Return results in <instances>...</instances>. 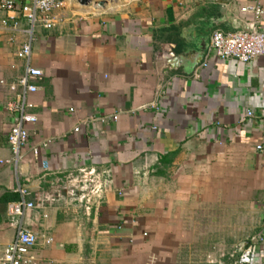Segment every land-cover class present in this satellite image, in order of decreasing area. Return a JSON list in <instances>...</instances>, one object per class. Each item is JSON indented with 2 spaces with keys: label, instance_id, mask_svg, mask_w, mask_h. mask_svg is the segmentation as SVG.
Returning <instances> with one entry per match:
<instances>
[{
  "label": "crops",
  "instance_id": "obj_1",
  "mask_svg": "<svg viewBox=\"0 0 264 264\" xmlns=\"http://www.w3.org/2000/svg\"><path fill=\"white\" fill-rule=\"evenodd\" d=\"M96 1L66 0L51 29L31 27L24 1L0 9V245L22 226L40 264H174L255 237L264 264V57L206 58L214 31L251 21V0ZM28 66L42 72L27 96L37 122L14 162L5 104ZM84 167L111 178L88 217L65 194ZM22 200L35 206L10 216Z\"/></svg>",
  "mask_w": 264,
  "mask_h": 264
},
{
  "label": "built area",
  "instance_id": "obj_2",
  "mask_svg": "<svg viewBox=\"0 0 264 264\" xmlns=\"http://www.w3.org/2000/svg\"><path fill=\"white\" fill-rule=\"evenodd\" d=\"M24 1L21 15L31 25L44 29H51L58 23L55 11L62 9L66 0H0V9L4 11H15L17 2ZM262 0H251V4L243 6L240 12L249 15L251 21L247 26L239 31L223 33L214 31L210 38V46L206 58L215 57L219 60L234 59L246 64L257 57H264V32L260 28L264 18V7ZM5 23V22H3ZM30 44L25 43L17 51L16 56L27 58L30 56ZM204 63L203 66H206ZM41 70L27 67L22 75L10 83L9 88L14 92L13 99L5 104V110L15 115V120L11 125L7 144L12 154V160L17 162L21 158V150L27 142V126L37 122L36 115L29 112L32 107L27 100V96L37 91V87L31 83L34 78H40ZM251 116V112L247 113ZM116 119V116L112 117ZM78 128L75 127L74 131ZM47 146L43 142L38 147L32 148V155L39 157L40 148ZM256 148L261 149L260 145ZM8 161L0 159V164ZM41 164L46 168L44 159ZM111 185L110 172L106 169L95 167H84L77 169L74 174L67 178L65 194L67 204L78 207L85 216L98 209L104 193ZM32 202L18 201L9 203L7 213L10 216H22L27 209L33 208ZM50 239H46L50 243ZM257 239L250 238L248 243L239 251H235L227 264H255L257 255ZM37 243V236L29 229L22 226L17 227L14 238L0 245V264H40L32 250Z\"/></svg>",
  "mask_w": 264,
  "mask_h": 264
},
{
  "label": "rangeland",
  "instance_id": "obj_3",
  "mask_svg": "<svg viewBox=\"0 0 264 264\" xmlns=\"http://www.w3.org/2000/svg\"><path fill=\"white\" fill-rule=\"evenodd\" d=\"M95 2V0H92ZM100 1H106L108 5L111 7H115L117 5L123 4L124 2L128 0H99ZM235 251H229L226 252V250H220L217 252V250H212L211 252L205 251L203 254L197 252L188 251L186 253H183L184 256L183 259L180 257L179 262L177 261L174 264H227L229 260L231 259V256L234 254ZM201 254V255H200ZM152 258L145 261L146 264H156L155 257L151 256ZM187 257V258H186ZM185 260V261H184ZM228 261V262H227ZM143 263V264H145Z\"/></svg>",
  "mask_w": 264,
  "mask_h": 264
},
{
  "label": "water",
  "instance_id": "obj_4",
  "mask_svg": "<svg viewBox=\"0 0 264 264\" xmlns=\"http://www.w3.org/2000/svg\"><path fill=\"white\" fill-rule=\"evenodd\" d=\"M91 0H78L79 4L81 5H87L88 3H90ZM108 1V0H107ZM106 4V1H100L97 3L98 7H104ZM177 60V59H176ZM174 60V62L176 61ZM172 65V63H170ZM174 65L176 66V63H174Z\"/></svg>",
  "mask_w": 264,
  "mask_h": 264
},
{
  "label": "bare ground",
  "instance_id": "obj_5",
  "mask_svg": "<svg viewBox=\"0 0 264 264\" xmlns=\"http://www.w3.org/2000/svg\"><path fill=\"white\" fill-rule=\"evenodd\" d=\"M96 8V7H95Z\"/></svg>",
  "mask_w": 264,
  "mask_h": 264
}]
</instances>
